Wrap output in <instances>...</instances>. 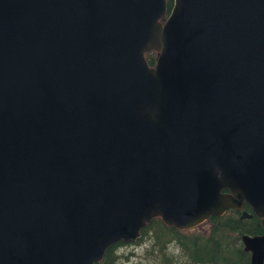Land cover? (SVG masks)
<instances>
[{
  "label": "water",
  "instance_id": "95a60500",
  "mask_svg": "<svg viewBox=\"0 0 264 264\" xmlns=\"http://www.w3.org/2000/svg\"><path fill=\"white\" fill-rule=\"evenodd\" d=\"M230 209L264 232V0H0V264Z\"/></svg>",
  "mask_w": 264,
  "mask_h": 264
},
{
  "label": "trees",
  "instance_id": "16d2710c",
  "mask_svg": "<svg viewBox=\"0 0 264 264\" xmlns=\"http://www.w3.org/2000/svg\"><path fill=\"white\" fill-rule=\"evenodd\" d=\"M172 0H167V12ZM150 67L156 53L145 54ZM249 211V210H248ZM241 213L228 210L222 216L209 217L191 230H178L160 218H154L130 244L119 242L109 247L96 264H250V253L244 250L243 235H263L260 219H240ZM132 247L129 255L121 248ZM136 249H139L137 253Z\"/></svg>",
  "mask_w": 264,
  "mask_h": 264
},
{
  "label": "rangeland",
  "instance_id": "374dc122",
  "mask_svg": "<svg viewBox=\"0 0 264 264\" xmlns=\"http://www.w3.org/2000/svg\"><path fill=\"white\" fill-rule=\"evenodd\" d=\"M126 252L127 255H129L130 253L134 252L135 250L132 247H126V248H121L120 252ZM137 253H139V249H136ZM132 264H136L138 263V259H136L135 261L131 262Z\"/></svg>",
  "mask_w": 264,
  "mask_h": 264
},
{
  "label": "flooded vegetation",
  "instance_id": "af4514ba",
  "mask_svg": "<svg viewBox=\"0 0 264 264\" xmlns=\"http://www.w3.org/2000/svg\"><path fill=\"white\" fill-rule=\"evenodd\" d=\"M154 66V65H153ZM152 66V67H153ZM230 210H234V209H230ZM245 211H247L248 213H252V210H251V208L249 207V206H247V205H245V209H244ZM249 210V211H248ZM236 212H238L237 210H235ZM238 213H240V212H238ZM251 219V218H250Z\"/></svg>",
  "mask_w": 264,
  "mask_h": 264
}]
</instances>
